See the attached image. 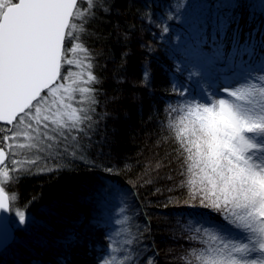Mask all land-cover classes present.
I'll use <instances>...</instances> for the list:
<instances>
[{"label":"snow or ice","instance_id":"6c2138e0","mask_svg":"<svg viewBox=\"0 0 264 264\" xmlns=\"http://www.w3.org/2000/svg\"><path fill=\"white\" fill-rule=\"evenodd\" d=\"M165 7L140 0H0V212H12L18 198L6 190L10 182L34 171L54 172L60 160L85 159L89 149L110 143L106 133L96 139L104 117L94 118L98 89L93 85L100 83L94 68L102 51L91 43L108 42L112 32L105 29L117 28L111 18L121 11ZM145 18L153 20L147 12L140 16ZM156 23H164L163 13ZM226 28L219 25L218 35ZM130 39L125 31L116 43ZM233 42L239 44L235 36ZM185 56L195 58L189 80L198 76L207 90L174 85L182 100L172 108L178 116L169 126L186 174L180 185L188 190L185 215L191 221L185 238L198 244L182 259L185 264H264V35L231 54L217 45L211 54L200 49ZM150 75L145 68L142 83ZM15 216L25 229L35 223L25 211L16 210ZM7 219L0 216V222ZM150 231L145 225L144 232ZM143 235L124 243H138ZM66 239V249L74 252L78 240ZM7 242L5 233L0 246ZM108 248V257H97L100 264H144L141 250L125 248L118 260L111 242ZM147 250L145 245L142 251ZM146 260L158 264L153 256ZM63 264H74L68 252Z\"/></svg>","mask_w":264,"mask_h":264},{"label":"trees","instance_id":"16d2710c","mask_svg":"<svg viewBox=\"0 0 264 264\" xmlns=\"http://www.w3.org/2000/svg\"><path fill=\"white\" fill-rule=\"evenodd\" d=\"M161 2L165 8L113 15L112 24L118 26L105 29V34L112 32L108 42L91 43L96 52L102 51L94 68L100 79L93 85L98 89L94 118L104 117L96 139L106 133L110 143L89 149L85 159L60 160L62 166L54 172L34 171L13 181L18 195L13 206L35 223L27 229L15 226V238L0 252V264H63L66 252L74 264H100L97 257L106 255L111 237L105 231L112 225V191L127 195L136 208L140 226L135 230L138 237L144 233L139 240L148 248L141 260L153 256L158 264H183L169 260L175 259V247H185V233L174 227L173 218L184 221L189 211L184 204L188 190L180 186L186 174L169 126L178 116L172 108L182 100L174 85L192 86L185 76L195 58L186 57L185 51L211 54L219 45L231 54L237 46L257 43L264 35V10L254 8L252 0L240 7L234 6L237 0H140ZM146 12L152 21L140 19ZM162 13L164 23L157 26ZM222 23L227 28L218 35ZM125 31L131 32L130 41L116 43ZM145 68L151 75L142 83ZM145 225H150V233L144 232ZM85 232L99 237L92 239ZM66 238L78 240L83 248L70 252Z\"/></svg>","mask_w":264,"mask_h":264},{"label":"rangeland","instance_id":"374dc122","mask_svg":"<svg viewBox=\"0 0 264 264\" xmlns=\"http://www.w3.org/2000/svg\"><path fill=\"white\" fill-rule=\"evenodd\" d=\"M252 1L254 3V5H253L254 8L264 10V0H252ZM258 42H259V40H258ZM253 43H254V41L252 42V44ZM190 67H191L190 72L195 73L196 69L193 68L192 65ZM188 75H189V73H187V75L185 76L187 78L186 81H190L188 78ZM197 80H199V77L194 76L193 79L191 80V85H192L191 89H193L194 92H196V93H198L201 88L207 90V83L204 80H199V84H197ZM221 95H223V93H221ZM177 103H178V101L175 104H177ZM177 107H179V106H177ZM175 115H178V113L176 112ZM6 190L9 192V195L13 194V192H14L13 182H10L8 185H6ZM112 193H116V195L114 196L115 200H112L114 202H113L112 207H111V211H113L112 218H111V224L112 225L110 226V228H107L108 229L107 231H105V233H107V235L110 234V236H111V240L109 241V243L111 242L113 244V246L117 249V251L112 252L111 255L115 256L118 260L122 259L123 249L128 248L129 250H131V249L141 250V256H143L144 251H142V250L144 249V246H143V243L141 242L142 240H139L138 243H134L132 245H127L124 243V241H126L128 239H133V238L138 237V233L135 229L139 228V226H140L139 225L140 218L135 216V214H134L136 211V208L133 205H131L130 199L127 195L119 194L118 192H114V191H112ZM135 204L137 205L136 202H135ZM16 210H18V209L13 206V210H12V212H10V217H9L10 222H11L14 230L16 227L20 226L18 223V218L15 216ZM132 211H133V213H132ZM26 215L29 216L28 213H26ZM173 220H174L173 221L174 227L178 226L179 228H182V231L184 233H185L186 227L191 223L189 218L184 219V221L174 219V218H173ZM178 221H179V223H178ZM87 224H89V222H87ZM87 227L90 228V226H87ZM85 233H87L86 235L90 236L92 239L99 237L96 232H95L96 234L93 232H85ZM90 237H86V239L84 240V243L87 244L90 241ZM14 238H15V235H14ZM183 239H184V244H185L183 246H185V247L184 248L183 247L180 248V246L175 247L174 248L175 252L173 253V255L175 256L174 257L175 259L169 258V260H176V261H178L177 263H179V261L181 260V262L183 264H185V260L182 258L186 257L187 253L191 250V248L193 246L198 247L197 242L186 239L185 234H184ZM82 248H83V245H81V243L79 242L76 249L80 250ZM74 252L77 253V251H74ZM108 254H109V248L107 247L106 255H104L103 257H108ZM141 256H140V259H142ZM146 258L147 257H145L143 259L144 264H147Z\"/></svg>","mask_w":264,"mask_h":264},{"label":"water","instance_id":"95a60500","mask_svg":"<svg viewBox=\"0 0 264 264\" xmlns=\"http://www.w3.org/2000/svg\"><path fill=\"white\" fill-rule=\"evenodd\" d=\"M0 216H4L8 218L7 220L0 222V240L3 239L5 233L8 236L7 244H3L2 246H0V252H1L4 248H6L9 244L12 243L15 234H14V228L9 219L10 213L0 212Z\"/></svg>","mask_w":264,"mask_h":264},{"label":"bare ground","instance_id":"6f19581e","mask_svg":"<svg viewBox=\"0 0 264 264\" xmlns=\"http://www.w3.org/2000/svg\"><path fill=\"white\" fill-rule=\"evenodd\" d=\"M4 249H5V248H4ZM4 249H3V250H4ZM3 250H2V251H3Z\"/></svg>","mask_w":264,"mask_h":264}]
</instances>
